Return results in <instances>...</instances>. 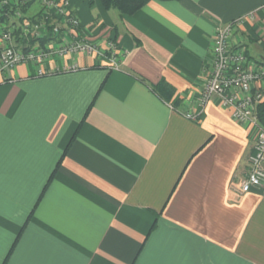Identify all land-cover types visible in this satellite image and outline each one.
I'll list each match as a JSON object with an SVG mask.
<instances>
[{
	"label": "crops",
	"instance_id": "crops-1",
	"mask_svg": "<svg viewBox=\"0 0 264 264\" xmlns=\"http://www.w3.org/2000/svg\"><path fill=\"white\" fill-rule=\"evenodd\" d=\"M70 3L82 35L127 56L0 73V264H264V188L239 193L256 129L217 99L183 116L218 24L252 13L232 41L264 65V0Z\"/></svg>",
	"mask_w": 264,
	"mask_h": 264
},
{
	"label": "built area",
	"instance_id": "built-area-1",
	"mask_svg": "<svg viewBox=\"0 0 264 264\" xmlns=\"http://www.w3.org/2000/svg\"><path fill=\"white\" fill-rule=\"evenodd\" d=\"M41 3L46 12L37 22L17 18V22L0 23V73L11 72L19 65H32L37 76H44L49 72L44 69L46 64L77 56L99 58L104 62L102 68L120 70L126 52L119 51L112 41L101 46L82 35L70 0H41ZM17 4V0H0V14L5 7ZM253 16L250 13L217 25L204 86L194 102L193 111L183 114L186 119L198 122L205 107L217 99L221 107L231 111L237 123L249 124L256 129L246 174L239 183L240 194L264 188V130L256 115L257 105L264 101V65L250 62L239 42L232 41L237 31ZM77 69L73 65L68 70Z\"/></svg>",
	"mask_w": 264,
	"mask_h": 264
},
{
	"label": "trees",
	"instance_id": "trees-1",
	"mask_svg": "<svg viewBox=\"0 0 264 264\" xmlns=\"http://www.w3.org/2000/svg\"><path fill=\"white\" fill-rule=\"evenodd\" d=\"M17 5H9L2 10L0 14V23H6L10 21L9 19L11 16H14V13L18 10L21 14H23L26 9L31 6V4L35 0H17ZM101 2L102 7L105 11L115 10L117 11L121 16H130L136 13L138 10L146 6L151 1H176V0H99ZM25 19H28L24 17ZM22 20V19H21ZM153 91L165 102H171V99L174 95V90L172 87H170L167 83L164 81H160L157 85L153 86ZM172 108L179 112L173 105ZM256 115L258 119L259 126L264 130V101L259 103L256 107ZM57 163L56 168L54 171L50 174L49 179L47 181V184L50 183L54 177V174L57 170L58 165ZM12 250V249H11ZM10 254V253H9ZM8 256L6 257L3 264H5Z\"/></svg>",
	"mask_w": 264,
	"mask_h": 264
},
{
	"label": "rangeland",
	"instance_id": "rangeland-1",
	"mask_svg": "<svg viewBox=\"0 0 264 264\" xmlns=\"http://www.w3.org/2000/svg\"><path fill=\"white\" fill-rule=\"evenodd\" d=\"M18 14L14 15L15 18H10V22L16 21L17 18H21L23 19L24 17L28 18L29 21H33V22H37L39 21L40 17H43V15H45L46 9L44 7V5L41 3V0H35L31 6H29L26 11L21 14L18 10H17ZM17 22V21H16Z\"/></svg>",
	"mask_w": 264,
	"mask_h": 264
}]
</instances>
